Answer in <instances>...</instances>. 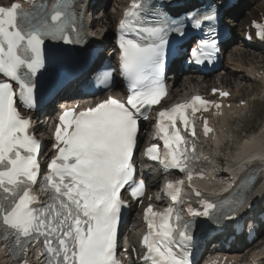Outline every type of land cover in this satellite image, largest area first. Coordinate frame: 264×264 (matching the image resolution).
<instances>
[{"label": "snow or ice", "instance_id": "6c2138e0", "mask_svg": "<svg viewBox=\"0 0 264 264\" xmlns=\"http://www.w3.org/2000/svg\"><path fill=\"white\" fill-rule=\"evenodd\" d=\"M134 7L142 5L137 3ZM19 9L17 3L0 7V75L6 78L0 82V239L10 242L13 256L20 254V264H25L23 256L29 245L35 246L38 242H42L41 253L48 258V264H115L118 224L125 206L119 194L133 179L130 161L138 132L137 116L142 114L141 106L156 105L166 94L159 75L167 36L170 31L183 36L187 27L197 31L216 13L211 9L203 12L193 9L183 13L181 19L166 10L156 12L153 5H148L151 15L143 17L142 22L134 21L133 26L138 33L152 37L153 42L141 45L121 38L119 44L123 53L121 70L132 88L137 89L145 81L147 86L134 91L127 105L110 99L78 115L69 109L59 116L61 126L56 128L55 139L63 147H58V155L47 166L50 174L44 176L43 188L50 192V198L40 205L31 194L40 173L37 159L40 145L29 134L30 120L20 115L17 100L30 110L35 105L33 78L46 66L45 44L73 41L65 35L64 24L33 23ZM153 16L163 22L154 23ZM58 19L59 14L52 16L53 21ZM200 43L209 48L212 44L211 41ZM190 55L199 60L197 49H191ZM146 70L151 74H146ZM110 75L111 72H104L103 78L107 80ZM14 85L18 86V93ZM206 103L196 97L191 105H178L159 113V131L164 136L165 149L170 143L177 145L172 149L170 162L167 155L164 161L179 172L187 170V160L185 151L179 148L186 145V140L179 132L178 123L185 130L191 129L194 137L195 121L186 114V109L190 108L194 114L196 105ZM165 118L169 122L167 127L163 123ZM204 131L206 134L210 131L206 124ZM148 152L159 159L154 155L155 146ZM166 188L172 200L177 201L182 182L168 183ZM142 190L143 184H140L132 195L135 197ZM202 206L203 211L192 214L207 218L217 210L212 202L203 201ZM145 215L149 236L155 229V236L159 238H144L149 256L158 264H188L187 259L174 251V246H180L177 235L180 242L193 239L192 225L181 224L179 217L173 225L167 214L153 213L151 207ZM157 217L161 221L158 228Z\"/></svg>", "mask_w": 264, "mask_h": 264}, {"label": "rangeland", "instance_id": "374dc122", "mask_svg": "<svg viewBox=\"0 0 264 264\" xmlns=\"http://www.w3.org/2000/svg\"><path fill=\"white\" fill-rule=\"evenodd\" d=\"M118 1L119 0H116V1L114 0L113 1V5H110L111 6V9L110 10H113V9L115 10L116 9L113 6L116 3H118ZM100 3H102V1H100ZM121 3H119V4H121ZM258 4L259 3H257L256 6L253 7L252 9H245L244 15L242 16V20H241V22H242L241 24L242 25L238 26V24H237L236 26H234L233 29L235 30L236 39H237V42L238 43L240 41H242V33L241 32H242V29H244V26L248 25L250 19L257 17V15H258L257 9L258 10H262V11L264 10V5H262V6L259 5L258 6ZM101 5H98V7H97L98 11H96L95 17H97V14L99 15V12H100V9H101ZM100 15H102V14H100ZM242 48L243 47H241V49ZM248 50H251V48H248ZM251 51L258 52V50H251ZM246 56L247 57H252L254 55H252V54L249 55L247 53ZM238 69H240L239 66L235 67V69L232 72L228 70L227 74L225 75V78H223L224 76H223V73L222 72L221 73H218L217 75H215L214 78H216V77H218V79H222L223 78L224 79V82H226L228 85L231 84V83H233V80H232L233 77H238V78H244V79H246L247 77H245L244 74H240V75L234 76V75L237 74L236 72H237ZM247 79L246 80H238V79H236V84H241V85H245L246 86V89H245V92H244V95L242 96V98H245V97H253V96H256L257 95V97H256L257 99H256V102H254L250 106V108L248 109L247 113L243 115L242 118H244L246 120H243L242 122L241 121L240 122L238 121L235 125L232 126V132L234 134H236L235 135L236 138L235 139H231L229 137V139L231 140V144L228 147L230 149V152H229L230 155L228 153L227 159L229 158V156L230 157H234L235 153L236 154L239 153V150L242 148V141L244 139H248L252 135H255V134L260 135L264 131V89L261 86H255L253 83L249 82V80H247ZM199 81L200 80L197 78L196 79V83L198 84ZM179 86L184 87V89H185L186 92L187 91L192 92V91H194L193 86L195 87L194 79H193V83H191V84H189L187 82V80H186V84L184 86H183V80H182L179 83ZM202 86H203V84L200 85V87H202ZM181 96H183V95H181ZM241 125L243 127H241ZM241 128L243 130V133L237 135V132H239L241 130ZM245 132H248V134H247L248 136H246V133ZM234 134H232V133L227 134L226 137L227 136H231L233 138L234 137ZM237 137L239 139H237ZM229 139L227 138L228 141H230ZM224 152L226 153V151H223V153ZM225 153L223 155H225ZM262 246H264V239H262L261 241H259L254 246L253 250L260 249Z\"/></svg>", "mask_w": 264, "mask_h": 264}, {"label": "bare ground", "instance_id": "6f19581e", "mask_svg": "<svg viewBox=\"0 0 264 264\" xmlns=\"http://www.w3.org/2000/svg\"><path fill=\"white\" fill-rule=\"evenodd\" d=\"M101 1H104V0H101ZM121 2H123V0L121 1ZM120 2V3H121ZM257 3H259L258 4V6L260 5V6H262V5H264V0L262 1V2H259V1H257ZM119 5H121V4H119ZM257 6V7H258ZM95 8H91V10L90 11H92V10H94ZM115 11V10H114ZM257 11H258V9H257ZM97 16H98V14H97ZM112 18H113V13H110V12H106V14H105V19H103L102 21H100L101 23H103V24H105V25H110L111 24V20H112ZM107 20V21H106ZM250 22V21H249ZM242 22H240L239 23V25H242L241 24ZM99 26H100V23H99ZM236 41H237V39H236ZM242 41L244 42V39H243V37H242ZM251 48H253L254 50L255 49H259L260 50V48L257 46V45H255V44H252L251 45ZM247 55V54H246ZM255 59H257V58H255ZM235 68H233V69H229V71H233ZM234 76H237V74L236 75H234ZM245 77H247V76H245ZM187 82L189 83V84H191V83H193V78H191V77H187ZM194 91H196V90H194ZM185 95V94H184ZM183 95V96H184ZM180 96V97H179ZM183 96H181L180 94L179 95H177V97H179V98H181V97H183ZM58 102H56V104H57ZM64 103V101H60L59 102V106L60 105H62ZM56 112H58L59 111V108L57 107L56 109ZM228 134H230V133H228ZM227 138L228 137H225V140H227ZM227 142H228V144H227V146H226V149L224 150V151H226V153H225V155H224V158L225 159H223L224 161H226L228 164H231V165H234V164H241L242 163V160H243V158L244 157H246V156H248L249 154H251V153H254V152H260V153H262V155H264V131L260 134V135H257V134H255V135H252L250 138H248V139H244L243 141H242V148L239 150V153L238 154H236V156L234 157V159H226L227 158V156H228V153L227 152H229V149H228V145H229V143L231 142V141H228L227 140ZM220 153H223V150H221L220 151ZM222 158V157H221ZM244 164V163H243ZM259 170L263 173V175H264V163L262 164V165H260V169H259V166H256V168H255V171L256 172H259ZM150 188H151V186H150ZM136 224H138V223H136ZM129 238L131 239V240H134V235L132 234H130L129 235ZM0 264H5L4 262H3V260H1L0 261Z\"/></svg>", "mask_w": 264, "mask_h": 264}]
</instances>
